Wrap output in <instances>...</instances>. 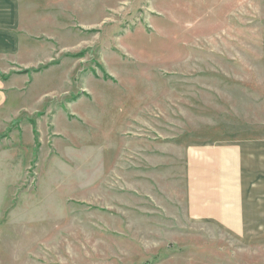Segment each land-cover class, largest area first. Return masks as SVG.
<instances>
[{
  "label": "rangeland",
  "instance_id": "rangeland-1",
  "mask_svg": "<svg viewBox=\"0 0 264 264\" xmlns=\"http://www.w3.org/2000/svg\"><path fill=\"white\" fill-rule=\"evenodd\" d=\"M21 6L0 264H264V0Z\"/></svg>",
  "mask_w": 264,
  "mask_h": 264
},
{
  "label": "crops",
  "instance_id": "crops-1",
  "mask_svg": "<svg viewBox=\"0 0 264 264\" xmlns=\"http://www.w3.org/2000/svg\"><path fill=\"white\" fill-rule=\"evenodd\" d=\"M23 33L21 0H0V73H3L1 66L5 61L11 64L9 68L21 62L25 51L22 45ZM7 89L6 83L0 77V111L7 100ZM201 149L203 148L198 147L199 152Z\"/></svg>",
  "mask_w": 264,
  "mask_h": 264
}]
</instances>
